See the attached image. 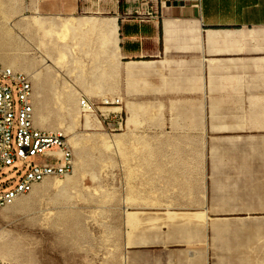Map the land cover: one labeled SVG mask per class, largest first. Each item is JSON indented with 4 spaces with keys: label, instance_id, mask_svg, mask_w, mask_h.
<instances>
[{
    "label": "rangeland",
    "instance_id": "1",
    "mask_svg": "<svg viewBox=\"0 0 264 264\" xmlns=\"http://www.w3.org/2000/svg\"><path fill=\"white\" fill-rule=\"evenodd\" d=\"M37 1L0 0V38L14 42L11 48L0 43V62L31 76L36 125L62 131L69 137L75 170L69 176L48 177L47 182L44 180L20 197L26 205L38 197V192L50 190L37 203L23 208L20 221L13 224V230L9 229L8 237L0 223V239L5 240L0 242L3 260H17L13 255L21 260L19 255L23 253L33 263L54 264L53 250L65 230L72 229L65 223L72 218L94 221L87 227L93 238L84 245L107 250L113 243L107 238L111 232L98 221L124 217V199L127 217H137L132 213L141 195L134 189L186 186L194 177L207 185L211 164L180 162L189 155L222 159L215 163L221 170V185L254 187L251 216H264L260 206L264 203V131L257 129L264 128V77H257L254 71L247 73L242 82L210 84L208 60L247 59L264 53L211 55L200 51L169 56L172 60L196 62L194 71L199 64L203 79L198 82L191 80L193 70H177L175 63L158 65L147 76L132 77L112 54L115 34L107 21L113 14L97 7H83L73 14L42 12ZM82 93L98 107L104 125L81 112ZM104 98L121 100L114 105L122 108H101L108 106ZM16 100L18 121L21 104L17 92ZM42 112L50 118L48 125L38 122ZM220 123L240 128L210 134L203 130ZM189 124L197 128L193 135L201 136L198 142L185 138ZM45 161L46 157L36 155L5 166L0 171V188H15L32 165ZM185 166L199 168L195 172ZM124 188L130 189L126 195ZM9 239L16 243L12 249ZM74 242L77 250L80 240ZM58 256L68 263V257L60 253Z\"/></svg>",
    "mask_w": 264,
    "mask_h": 264
},
{
    "label": "crops",
    "instance_id": "2",
    "mask_svg": "<svg viewBox=\"0 0 264 264\" xmlns=\"http://www.w3.org/2000/svg\"><path fill=\"white\" fill-rule=\"evenodd\" d=\"M105 1L83 4L82 0H38L36 6L42 12L55 14H73L83 7H97L113 14L107 21L115 34L112 54L119 65L121 60L120 67L132 77L147 76L158 65L165 67L172 63L177 65V70L186 67L188 71H194L196 62L169 58L177 53H264V0ZM151 11L153 13L149 15ZM208 60L210 84L242 82L247 73L254 71L257 77H264V56ZM198 67L191 75L194 82L203 79V72L198 71ZM213 73H216L215 77ZM129 108L134 112L131 105ZM192 125L186 129L185 138L198 142L201 136L193 135L197 128ZM236 128L240 126L220 123L203 130L210 134L211 131L222 133ZM257 129L264 131V128ZM183 158L180 162L211 164L208 169L212 175L207 185L194 177L186 186L134 189L135 194L141 195L139 203L135 204L137 210L132 213L137 217H127V199H124V217L98 221L111 232L107 238L113 243L104 251L102 246L101 249H90L84 245L93 238L87 227L93 226L94 221L66 220L72 229L65 230L62 241L55 246L54 264H264V216H251L254 187L221 185V170L215 163L223 160L215 156ZM184 168L196 172L199 167ZM127 190L130 189L124 188V195ZM48 191L38 192V197L26 205L23 198H18L13 206L0 211L1 230L7 237L13 224L20 221L23 208L37 203ZM260 206L264 208V203ZM75 239L81 243L77 250H74ZM4 241L0 239V242ZM14 245L16 243L9 239L8 246L12 249ZM22 248L19 249L22 251ZM59 253L69 258L68 263L62 261ZM19 256L21 260L11 256L17 258L11 263L36 264L28 261V256L23 253Z\"/></svg>",
    "mask_w": 264,
    "mask_h": 264
},
{
    "label": "built area",
    "instance_id": "3",
    "mask_svg": "<svg viewBox=\"0 0 264 264\" xmlns=\"http://www.w3.org/2000/svg\"><path fill=\"white\" fill-rule=\"evenodd\" d=\"M152 13L149 12V15ZM16 92L21 104L18 121ZM103 103L112 106L119 102L107 100ZM80 104L84 112L97 111L96 105L84 95ZM34 117V84L31 76L0 62V171L17 159L29 160L36 155L47 158L41 164L32 165L15 188L0 191V211L24 196L26 186H36L47 177H63L74 171V152L67 137L61 132L38 127ZM0 264L13 263L0 259Z\"/></svg>",
    "mask_w": 264,
    "mask_h": 264
},
{
    "label": "bare ground",
    "instance_id": "4",
    "mask_svg": "<svg viewBox=\"0 0 264 264\" xmlns=\"http://www.w3.org/2000/svg\"><path fill=\"white\" fill-rule=\"evenodd\" d=\"M0 43L2 44H5V46L7 47V48H11V47H13L14 46V42L13 41H11V40H9V39H3V38H0ZM37 49V48H36ZM38 50V49H37ZM40 51V50H39ZM4 64V63H3ZM11 65H14L15 63H13V61L10 63ZM6 65V64H5ZM8 66H10V65H8ZM10 67H12V68H14L13 66H10ZM14 69H16V68H14ZM16 70H18V69H16ZM21 71V70H20ZM82 95H83V93H82ZM107 100H109V98H104L103 99V102H106ZM80 101H81V96L79 97V108H80V110H81V112H83L84 110H83V108L81 107V104H80ZM110 101H113V102H120L121 100H116V99H114V100H110ZM98 108V107H97ZM101 108H108V109H121L122 107L121 106H104V107H101ZM85 115H89V116H91V117H95V118H97L98 120H99V122L102 124V125H104V123H103V121H102V119L100 118V115L97 113V111H95V112H87ZM34 120H35V124H36V109H35V117H34ZM48 121H50V118H49V116H48V114H45L44 112H42L41 114H39L38 115V122L40 123V124H42V125H48L47 123H49ZM54 131V130H53ZM58 132H61L65 137H67V139H68V141H69V143L71 144V142H70V140H69V137L64 133V132H62V131H58ZM74 170H75V168H74ZM74 172V171H73ZM69 175H71V174H69ZM69 175H67V176H69ZM48 178V177H47ZM46 179V178H45ZM44 179V180H45ZM46 181V180H45ZM43 182V181H42ZM47 182V181H46ZM41 183V182H40ZM34 187L35 186H26L25 187V194L26 193H29V192H31L33 189H34ZM1 259V258H0ZM3 260V259H2ZM5 261V260H4ZM8 262V261H7Z\"/></svg>",
    "mask_w": 264,
    "mask_h": 264
},
{
    "label": "trees",
    "instance_id": "5",
    "mask_svg": "<svg viewBox=\"0 0 264 264\" xmlns=\"http://www.w3.org/2000/svg\"><path fill=\"white\" fill-rule=\"evenodd\" d=\"M21 180H22V179H21ZM21 180H20V181H21ZM20 181H19V182H20ZM17 185H18V184H17ZM11 189H13V188H10V189H2V188H0V191H7V190H11Z\"/></svg>",
    "mask_w": 264,
    "mask_h": 264
}]
</instances>
